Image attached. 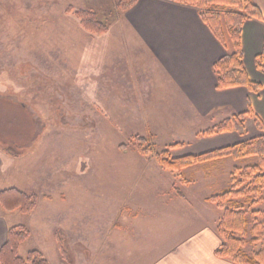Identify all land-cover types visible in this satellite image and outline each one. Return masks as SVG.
<instances>
[{
    "label": "rangeland",
    "instance_id": "rangeland-1",
    "mask_svg": "<svg viewBox=\"0 0 264 264\" xmlns=\"http://www.w3.org/2000/svg\"><path fill=\"white\" fill-rule=\"evenodd\" d=\"M83 3L0 0V190L16 188L36 199L30 214L0 212L8 229L23 225L29 231L18 251L22 258L38 250L51 264L157 262L162 250L204 227L216 228L222 210L205 199L228 188L234 167L258 158H221L177 175L161 168L156 153L178 139L182 145L170 149L172 157L204 153L222 148L228 138L230 144L250 139L256 127L246 118L243 135L189 141L191 135L179 132L191 128L150 126L138 96L116 99L109 78L84 75H94L98 57L79 56L77 46L70 62L63 56L68 38L110 39L91 35L64 13ZM227 43L232 48L228 37ZM135 136L144 138L151 154L137 152ZM252 209L264 210V202ZM257 249L248 244L244 252Z\"/></svg>",
    "mask_w": 264,
    "mask_h": 264
},
{
    "label": "crops",
    "instance_id": "crops-1",
    "mask_svg": "<svg viewBox=\"0 0 264 264\" xmlns=\"http://www.w3.org/2000/svg\"><path fill=\"white\" fill-rule=\"evenodd\" d=\"M118 1L84 0L82 5L83 9L94 11L98 19L107 25V33L98 37L110 35L109 40L68 38L62 44V48H66L62 50L63 56H67L68 62L76 46L79 56L98 57L101 65L96 67L94 75L85 76L109 78V92L116 99L118 95L130 93L138 96L142 119L150 126L191 128L190 131L179 132L183 138L191 135L189 141L204 136L237 133L230 131L201 135L200 131L211 129L234 115L247 113L249 109L251 114L244 117L245 128L246 118H250L249 122L255 125L252 119L256 113L264 116V72L255 66V58L264 50V0H252L259 8L262 20L247 19L241 29L243 65L248 78L260 84L261 89L257 93L243 86L222 90L216 88L213 66L221 57L233 52V47L229 49L228 43L225 47L221 45L203 23L196 8L178 4L174 0H137L126 11L117 12L115 4ZM158 106L163 108L160 109L162 111L157 109ZM154 117L159 122L151 124L149 120ZM254 134L256 137L261 131L256 127ZM232 140L228 138L220 146L249 139L230 144ZM177 142L181 143V139ZM138 211L141 212L140 216L145 214L142 209ZM1 213L0 247L8 231L3 218L5 214ZM132 228L134 230L133 225ZM193 235L185 242L175 243L164 252H159V255H164L159 261L146 264H235L215 255V250L221 244L216 228L204 227Z\"/></svg>",
    "mask_w": 264,
    "mask_h": 264
},
{
    "label": "trees",
    "instance_id": "trees-1",
    "mask_svg": "<svg viewBox=\"0 0 264 264\" xmlns=\"http://www.w3.org/2000/svg\"><path fill=\"white\" fill-rule=\"evenodd\" d=\"M137 0H119L115 8L124 12L133 6ZM178 4L191 6L197 9L203 23L209 28L214 37L223 47L227 44V37L232 42L233 52L221 57L213 66L216 75V88L228 89L243 86L249 91L257 93L260 84L251 81L243 65L241 50V29L245 20H262L259 8L252 0H174ZM72 14L80 26L93 35L107 33L108 27L102 23L94 11L90 9H66ZM264 50L255 58V66L264 72ZM247 113L234 115L217 126L206 130V135L236 131L240 135L245 132L244 117ZM255 126L261 134L247 141L214 149L196 155L172 157L170 149L180 147L176 142L167 146L165 150L156 153V160L164 170L180 175L182 171L196 164L205 163L221 158H232L236 161L249 157H257L253 165L243 168L234 167L230 173L229 186L219 195L211 196L205 201L214 204L222 210L216 231L221 240L215 250L219 258L229 259L235 264H264V210L252 208L264 202V123L255 116ZM136 150L140 155L152 153L149 147L144 146V138L135 136ZM124 147V146H122ZM13 152V150H9ZM178 196L183 193L178 191ZM36 207V199L16 188L0 190V208L7 212L19 211L30 214ZM251 209L249 218L248 210ZM29 237L28 229L23 225H16L8 229L7 237L0 247V264H51L38 250L29 251L25 258L19 256L21 244ZM257 245V251L251 255L244 252L246 245ZM61 255L64 256L62 246L58 245Z\"/></svg>",
    "mask_w": 264,
    "mask_h": 264
}]
</instances>
